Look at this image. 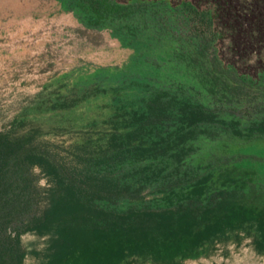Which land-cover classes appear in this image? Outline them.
<instances>
[{"label":"trees","instance_id":"16d2710c","mask_svg":"<svg viewBox=\"0 0 264 264\" xmlns=\"http://www.w3.org/2000/svg\"><path fill=\"white\" fill-rule=\"evenodd\" d=\"M75 1L94 26L114 22L107 19L135 7L112 0ZM180 4L214 39L227 42V60L199 37L176 47L165 61L175 63L213 104L169 88L149 90L150 81L131 77L127 83L143 86L148 94L141 110L131 113L127 129H113L98 146L72 150L64 163L0 133V264H22L27 253L35 254L21 248L23 233L47 238L36 264H131L134 258L174 264L238 232L264 256V157L255 156V166L246 158L203 165L186 161L199 137L224 133L264 139V84H259L264 0ZM237 66L254 68L256 76ZM123 84L96 78L78 97ZM244 117L247 122L241 124ZM34 166L47 182L42 208L20 219L32 202L28 178ZM131 182L151 187L153 196L118 206L116 199L128 195ZM192 199L207 203L192 204Z\"/></svg>","mask_w":264,"mask_h":264},{"label":"rangeland","instance_id":"374dc122","mask_svg":"<svg viewBox=\"0 0 264 264\" xmlns=\"http://www.w3.org/2000/svg\"><path fill=\"white\" fill-rule=\"evenodd\" d=\"M112 1L135 7L123 17L107 19L114 22L94 26L75 0H0L1 134L23 141L24 147L46 150L58 162H68L72 150L98 146L113 129H127L131 113L141 110V99L148 94L143 86L128 84L131 77L150 81L149 90L169 88L213 104L175 63L165 61L176 47L199 37L227 60L226 40L214 39L199 20L190 17L182 0ZM237 69L256 76L254 68ZM96 78L125 84L78 97ZM259 84H264V74ZM246 122L245 117L241 119V124ZM192 143L195 151L186 159L191 165L239 158L257 165L255 158L264 157L263 138L246 140L221 133ZM28 179L32 202L20 219L42 208L46 185L39 187L38 182L45 178L32 167ZM152 196L151 187L131 182L128 195L117 198L115 204ZM190 203L207 202L192 199ZM19 242L24 251L35 252L27 253L22 264H36L47 246L45 236L32 233L21 234ZM131 264L150 263L134 258ZM174 264H264V256L253 250L249 237L238 232Z\"/></svg>","mask_w":264,"mask_h":264},{"label":"clouds","instance_id":"9594fccd","mask_svg":"<svg viewBox=\"0 0 264 264\" xmlns=\"http://www.w3.org/2000/svg\"><path fill=\"white\" fill-rule=\"evenodd\" d=\"M41 170H40V168L38 167V166H34L33 167V172L34 173H39ZM46 180L45 179H41V180H39V182H38V186L39 187H44L45 185H46ZM48 186H50V185H48Z\"/></svg>","mask_w":264,"mask_h":264}]
</instances>
